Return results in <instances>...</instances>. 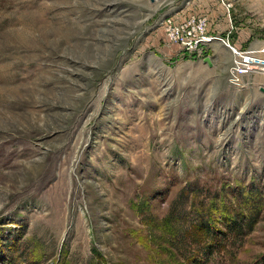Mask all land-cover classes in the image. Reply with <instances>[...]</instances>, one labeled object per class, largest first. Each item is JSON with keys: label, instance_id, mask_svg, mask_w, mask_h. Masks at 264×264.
<instances>
[{"label": "rangeland", "instance_id": "rangeland-1", "mask_svg": "<svg viewBox=\"0 0 264 264\" xmlns=\"http://www.w3.org/2000/svg\"><path fill=\"white\" fill-rule=\"evenodd\" d=\"M171 1L0 0V264H181L174 208L241 219L207 264H264V76L171 44Z\"/></svg>", "mask_w": 264, "mask_h": 264}, {"label": "crops", "instance_id": "crops-1", "mask_svg": "<svg viewBox=\"0 0 264 264\" xmlns=\"http://www.w3.org/2000/svg\"><path fill=\"white\" fill-rule=\"evenodd\" d=\"M174 6L170 14L165 17L175 22H183L190 17H206L209 21V32L213 35L227 37L235 46L251 45L256 50L264 47V0H172ZM229 9V11H228ZM163 18V19H164ZM250 41V42H249ZM230 53V52H229ZM228 50L221 43H214L208 50L207 56L216 68L227 63ZM203 61V59H202Z\"/></svg>", "mask_w": 264, "mask_h": 264}, {"label": "trees", "instance_id": "trees-1", "mask_svg": "<svg viewBox=\"0 0 264 264\" xmlns=\"http://www.w3.org/2000/svg\"><path fill=\"white\" fill-rule=\"evenodd\" d=\"M175 209L174 213H171L170 217L162 223L156 222L149 226L157 231L168 233L170 245L175 248L173 256L184 259L181 264H207L216 254L226 251L229 243L230 245L235 244L241 236L247 234L245 226L241 225V219H230L229 221L227 219L229 224L226 226L229 232H219L220 230L215 227L214 219H212V208H208L207 212L203 208V211L197 214L189 230V218L186 216L187 219H181L182 225L180 226L177 219H174ZM254 222V219L249 220L250 224ZM96 258L98 260L96 264H106V258L101 253L96 252Z\"/></svg>", "mask_w": 264, "mask_h": 264}, {"label": "built area", "instance_id": "built-area-1", "mask_svg": "<svg viewBox=\"0 0 264 264\" xmlns=\"http://www.w3.org/2000/svg\"><path fill=\"white\" fill-rule=\"evenodd\" d=\"M220 1L224 4V0ZM161 24L164 26L167 40L195 59H204L208 55L207 50L214 43H221L228 48L233 54L232 64L227 70V80L232 87L244 88L245 79L254 75L264 76V47L259 50H238L230 40L232 31L227 37L211 34L206 17L193 16L180 23L168 18ZM234 49L241 53L242 57L235 58L237 55L234 54Z\"/></svg>", "mask_w": 264, "mask_h": 264}, {"label": "water", "instance_id": "water-1", "mask_svg": "<svg viewBox=\"0 0 264 264\" xmlns=\"http://www.w3.org/2000/svg\"><path fill=\"white\" fill-rule=\"evenodd\" d=\"M169 17H165L164 20L168 19ZM203 63L208 65L209 67H213V62L210 57H205L203 59Z\"/></svg>", "mask_w": 264, "mask_h": 264}]
</instances>
